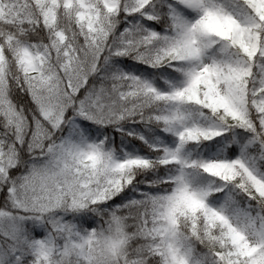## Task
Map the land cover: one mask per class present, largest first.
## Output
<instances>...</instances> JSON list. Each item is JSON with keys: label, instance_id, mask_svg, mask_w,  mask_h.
I'll return each instance as SVG.
<instances>
[{"label": "snow or ice", "instance_id": "1", "mask_svg": "<svg viewBox=\"0 0 264 264\" xmlns=\"http://www.w3.org/2000/svg\"><path fill=\"white\" fill-rule=\"evenodd\" d=\"M0 264H264V0H0Z\"/></svg>", "mask_w": 264, "mask_h": 264}]
</instances>
